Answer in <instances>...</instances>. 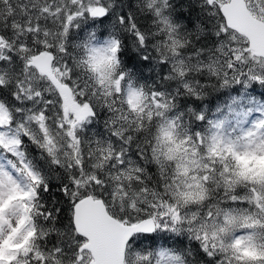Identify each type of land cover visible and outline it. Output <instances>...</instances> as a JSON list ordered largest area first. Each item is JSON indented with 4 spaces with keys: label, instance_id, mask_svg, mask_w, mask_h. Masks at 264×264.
Returning <instances> with one entry per match:
<instances>
[{
    "label": "trees",
    "instance_id": "trees-1",
    "mask_svg": "<svg viewBox=\"0 0 264 264\" xmlns=\"http://www.w3.org/2000/svg\"><path fill=\"white\" fill-rule=\"evenodd\" d=\"M23 1L28 0H0V37L3 39L12 34L13 29L7 23L20 10ZM104 2L102 17H87L84 13L64 30L61 20L50 27L47 23L39 27L44 29L46 39L50 34L57 40L59 50L38 42L29 44L34 53L45 50L53 54L54 64L57 61V67L63 71L59 80L89 106L90 113L74 132L80 150L76 163L66 161L62 165L30 135H19L23 166L36 178L30 179L23 166L10 156L12 170L20 177L25 190L20 198L25 223L29 226L9 264H72L81 237L71 224V205L83 194L100 197L106 205L111 199L112 187H118L121 198L117 200L123 206L115 211L116 217L125 222L145 217L146 214L134 209L127 211V208L136 200V194H142L141 189L165 196L164 187L172 175L173 165L171 159L158 155L154 147L166 119H171L173 134L191 136L193 131L204 129L203 119L212 115L229 95L237 93V89H230L222 82L211 65L218 39L226 34L221 16L207 0ZM121 19L134 21L135 25L126 26ZM163 20L170 25V30L160 26ZM31 34L26 35L27 40ZM165 37L174 43V51L181 57L179 69L169 66L168 59L175 53L167 51ZM108 40L112 42L108 47V60L112 62L109 77L115 79L119 88L112 85L102 88L86 59L88 45ZM22 54L10 49L0 61V102L9 109L17 96L14 92L19 89V81H24L29 69ZM34 80L43 85L41 79ZM125 85L132 87L139 101L142 98L139 108L134 105L131 108L126 102ZM248 91L253 99L264 104V82L251 80ZM43 114L48 116V124L54 123L53 110L45 107ZM106 147L114 150L115 159L104 160L100 155ZM87 158H92L89 168L85 165ZM226 158L231 164L233 160ZM255 158L264 165V151ZM118 162L131 168L115 182L117 176L110 165ZM215 170L216 162L212 161L202 183L208 201H217L221 194L222 186ZM242 185L237 183L238 187ZM157 245L168 247L181 258L182 264H212L198 239L173 231L133 235L126 250L145 253Z\"/></svg>",
    "mask_w": 264,
    "mask_h": 264
},
{
    "label": "rangeland",
    "instance_id": "rangeland-1",
    "mask_svg": "<svg viewBox=\"0 0 264 264\" xmlns=\"http://www.w3.org/2000/svg\"><path fill=\"white\" fill-rule=\"evenodd\" d=\"M103 1H23L25 4L20 3V10L7 23V27L13 29L12 34L8 39L0 37V61L10 49L18 53L29 50L25 38L31 33L30 39L41 40L40 43L46 46L47 40L54 38L47 34L46 39L42 32L44 29L39 30V27L42 28L45 23L50 27L61 20V29L64 30L84 13L87 17H95L91 12L96 7L103 8ZM207 1L217 10L219 3L226 0ZM245 1L250 13L264 20V0ZM160 26L170 30V25L164 20ZM225 34L218 39L211 65L222 82L227 83L230 89H237V93L229 95L212 115L203 119L204 129L193 131L191 136L173 134L171 119H166L154 147L158 155L171 159L173 165L172 175L164 187L165 196L162 198L159 194L141 189L142 196L136 194V200H132L127 211L134 209L146 214V217H153L155 232L173 231L198 239L212 264H264V165L255 158L264 151V104L253 99L248 91L251 80L256 78L264 82V60L250 55L242 36L227 28ZM164 40L169 54L175 53L174 43L167 37ZM111 43L110 40L92 43L86 50V59L102 88L110 85L119 88L115 79L109 77L112 68V62L108 60ZM56 49L59 50V47ZM181 61L176 53L168 59L169 66L174 69L181 67ZM53 66L58 76L63 73L57 67V61ZM34 79L32 70L27 69L24 81H19V89L14 92L17 96L11 108L0 102V264H9V260L15 258L29 226L25 223L20 198L25 190L20 177L12 170L13 162L9 163V158L13 157L19 165H24L19 135H30L53 160L62 165L66 161L76 163L80 150L74 132L89 116L83 111L75 120L60 98L57 107L52 103L47 106L44 91L51 90V86L40 85V81ZM123 95L131 108H139L143 103L129 85L123 87ZM72 96L83 109L85 103L74 91ZM45 107L53 110V124L47 123L48 116L43 114ZM100 155L104 160L115 159L114 150L108 147ZM226 156L233 160L231 164ZM238 157L241 159H236ZM91 161L92 158H87L86 167H90ZM212 161L216 162L215 175L222 186L217 201L207 200L202 184ZM25 167L30 179L35 180L36 175ZM130 168L129 164L112 163L110 169L117 176L114 181L122 173H128ZM237 183L243 185L238 187ZM117 189L112 187L111 199L106 204L107 211L115 217V211L123 206L117 200L121 198ZM136 202L139 204L135 205ZM89 258L86 251H80L72 264H86ZM181 261L178 255L163 245L145 253L127 249L124 256V264H182Z\"/></svg>",
    "mask_w": 264,
    "mask_h": 264
},
{
    "label": "water",
    "instance_id": "water-1",
    "mask_svg": "<svg viewBox=\"0 0 264 264\" xmlns=\"http://www.w3.org/2000/svg\"><path fill=\"white\" fill-rule=\"evenodd\" d=\"M217 12L227 29L245 39L250 55L264 60V20L250 13L246 1H223L219 3ZM51 62L52 55L49 52L40 51L29 58V64L47 78L77 120L82 110L72 99L70 88L53 74ZM71 224L74 232L83 239L78 251L86 250L89 253L90 259L86 264H124V252L129 239L134 234H150L155 228L152 217L130 223L120 221L107 212L101 198L91 194L81 195L73 201Z\"/></svg>",
    "mask_w": 264,
    "mask_h": 264
},
{
    "label": "flooded vegetation",
    "instance_id": "flooded-vegetation-1",
    "mask_svg": "<svg viewBox=\"0 0 264 264\" xmlns=\"http://www.w3.org/2000/svg\"><path fill=\"white\" fill-rule=\"evenodd\" d=\"M106 1V0H105ZM104 2V1H103ZM105 3V2H104ZM106 4V3H105ZM104 12H105V5H104V7L103 8H100V7H96L92 12H91V14L93 15V16H95V17H97V16H99V17H102L103 15H104ZM121 22H125V25L126 26H132V25H135L134 24V21L132 22H130V21H128V20H122L121 19ZM39 29V28H38ZM28 39L29 40H27V38H25V43L26 44H30V43H36V42H38V43H40L41 42V40H31L29 37H28ZM42 39V38H41ZM49 40V41H48ZM47 40V44L46 45H52V46H57L58 44H57V40L56 39H53V40H50V39H48ZM41 44V43H40ZM42 45V44H41ZM45 51V50H44ZM36 53V52H35ZM34 54V52L31 50V48L29 49V50H25V52L22 54V55H24L23 57H22V59L24 60V62H25V65L30 69V70H32V72L34 73V75H35V78H39V79H41V81H42V83H43V85L44 84H48V85H50L51 86V84H50V82L42 75V74H40V73H38L30 64H29V58L32 56ZM52 70H53V72H54V74L57 76V77H59L58 75H57V70L54 68V66H53V63H52ZM50 89L51 90H45L44 91V97H45V99H46V105L48 106L50 103H52L53 105H54V107H57V105H58V98H60L59 97V94H58V92L51 86L50 87ZM85 114V113H84Z\"/></svg>",
    "mask_w": 264,
    "mask_h": 264
}]
</instances>
